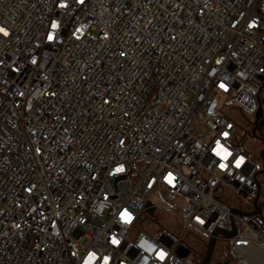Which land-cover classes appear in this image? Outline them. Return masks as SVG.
Wrapping results in <instances>:
<instances>
[{
	"label": "built area",
	"instance_id": "obj_1",
	"mask_svg": "<svg viewBox=\"0 0 264 264\" xmlns=\"http://www.w3.org/2000/svg\"><path fill=\"white\" fill-rule=\"evenodd\" d=\"M262 1L0 0V264H84L89 252L93 264H192L198 237L233 227L216 244L237 264H264L259 199L253 213L264 178ZM235 112L241 140L262 143L259 162L240 148ZM216 141L232 153L227 169Z\"/></svg>",
	"mask_w": 264,
	"mask_h": 264
},
{
	"label": "rangeland",
	"instance_id": "obj_2",
	"mask_svg": "<svg viewBox=\"0 0 264 264\" xmlns=\"http://www.w3.org/2000/svg\"><path fill=\"white\" fill-rule=\"evenodd\" d=\"M261 34H262V39H263V45H264V31L261 30ZM224 97L219 96L217 97V107L219 108L222 104H224ZM235 118L238 121V128H237V136H238V141L240 143V148L244 151V152H248L249 156L253 155L255 160L257 162H259V153L262 150L263 146L262 143L258 140H251L249 138H243L241 140L242 137V129H244L245 127V119L241 116V114H239L238 112L234 113ZM248 117V116H247ZM199 130L202 131L201 128H199ZM261 182V192H260V197H259V202L263 205V209H262V214L264 216V178L260 179ZM229 199L231 201H233V203L241 209H244L245 206V200L241 199V198H237L236 196H231L229 197ZM181 202V201H180ZM182 203V202H181ZM179 203V204H181ZM160 226L163 227H167V228H173V225H175V219L173 215H160ZM142 227L147 228V230H155L157 229V225L156 224H142ZM206 240L203 236L198 237V240L194 242L193 244V251H194V255L190 254L187 258V260L189 262H191L192 264H199L201 259H197L195 254L200 253L202 256L205 252V246H206ZM226 249H227V243L226 242H222V243H217L215 245L214 248V252L212 255V260L210 264H228L226 261ZM230 264H237L236 261L230 259Z\"/></svg>",
	"mask_w": 264,
	"mask_h": 264
},
{
	"label": "snow or ice",
	"instance_id": "obj_3",
	"mask_svg": "<svg viewBox=\"0 0 264 264\" xmlns=\"http://www.w3.org/2000/svg\"><path fill=\"white\" fill-rule=\"evenodd\" d=\"M79 2H80V3H83L84 0H79ZM59 6H60L61 8H65V7H67V5L64 4V3H61ZM249 26L251 27L252 25H249ZM51 27H52L53 29H56V28L58 27V25H57L56 22L53 21L52 24H51ZM0 33H3V35H5V36H8V35H9V33H8L3 27H0ZM54 39H55L54 35H52L51 33H49V34H48V40H49V41H53ZM122 55H123V53H122ZM33 63H36V61L33 60ZM217 63H220V62L217 61ZM219 87H220L221 89L227 90V86H226L223 82H221V83L219 84ZM227 135H228V133H224V136H225V137H227ZM121 143H123V141H122ZM213 152L215 153V155H216L217 157H219V160L221 161V162L219 163V167H220L221 169H227V167H228V163H225V162H230L229 158L232 157V153H231V152H230V151H229L224 145H222V144L220 143V141H216V147L213 149ZM233 159L235 160V164H234V166H235L237 169L241 168V166L245 163V157H243V156H240V157H238V158H233ZM124 171H125V169H124V167H123L122 165L119 166V167H117V168L115 169V172H116V173H122V172H124ZM166 180H167V182H168L169 184H173L174 177H173L172 173H168V175H167V177H166ZM120 219H121L122 221H124L125 223H131L132 220H133V217H132V214H131L127 209H124L123 211L120 212ZM197 219H199V218H197ZM200 222L203 223V221H200ZM111 243H112L113 245H121V241L118 240V239H116L115 236L112 237V239H111ZM145 244H147L146 241H145V242H142L141 247H144ZM149 246H150V247H147L146 250L149 251V252H151V251H152V245H149ZM166 255H167V254H166V252H165L163 249L159 250V251L156 253V257H157V259H159L160 261H163V260L165 259ZM89 257H92V258H93V259L91 260L90 264H93V262L97 260L96 253H94V252H89V253H88V258L84 261V264H88ZM102 264H109V257H108V256H104V257L102 258Z\"/></svg>",
	"mask_w": 264,
	"mask_h": 264
},
{
	"label": "water",
	"instance_id": "obj_4",
	"mask_svg": "<svg viewBox=\"0 0 264 264\" xmlns=\"http://www.w3.org/2000/svg\"><path fill=\"white\" fill-rule=\"evenodd\" d=\"M213 108H214V103L212 104V106L209 109V113L213 112ZM261 112L257 111L256 115H255V123H254V128L252 129L251 135L253 137H255V131L258 130L261 125H262V121H261ZM262 173H264V171H262ZM259 199V193L256 195V197L253 200V205H254V210L253 213L257 214V215H261V208L258 206L257 202ZM233 213H236V210H232ZM149 213H151V210L149 211ZM220 234L223 237L226 238H230L231 236H233L235 234V227H233V230L231 232H226V231H222V230H215L212 233V236L209 238L206 246H205V252L203 254V256L201 257V261L199 264H210L211 260H212V255L214 252V248L216 245V239L215 237ZM189 254V250L183 246H180L177 250V255L181 258V259H185Z\"/></svg>",
	"mask_w": 264,
	"mask_h": 264
},
{
	"label": "trees",
	"instance_id": "obj_5",
	"mask_svg": "<svg viewBox=\"0 0 264 264\" xmlns=\"http://www.w3.org/2000/svg\"><path fill=\"white\" fill-rule=\"evenodd\" d=\"M257 13H258V16H259L261 23H262L261 30L264 31V0L258 6ZM195 256L198 260L201 259V257H202V255L200 253L195 254ZM230 259H231V257L227 254L226 261L228 264H230Z\"/></svg>",
	"mask_w": 264,
	"mask_h": 264
},
{
	"label": "clouds",
	"instance_id": "obj_6",
	"mask_svg": "<svg viewBox=\"0 0 264 264\" xmlns=\"http://www.w3.org/2000/svg\"><path fill=\"white\" fill-rule=\"evenodd\" d=\"M144 246H145V245H144ZM146 247H150V246H149V245H146ZM92 259H93L92 257H89L88 264H90V262H91Z\"/></svg>",
	"mask_w": 264,
	"mask_h": 264
}]
</instances>
